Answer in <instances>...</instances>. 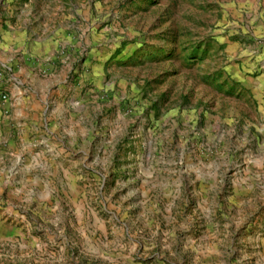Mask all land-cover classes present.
Instances as JSON below:
<instances>
[{"label":"rangeland","instance_id":"1","mask_svg":"<svg viewBox=\"0 0 264 264\" xmlns=\"http://www.w3.org/2000/svg\"><path fill=\"white\" fill-rule=\"evenodd\" d=\"M25 29L51 89L0 53V264H264V0H0Z\"/></svg>","mask_w":264,"mask_h":264},{"label":"crops","instance_id":"2","mask_svg":"<svg viewBox=\"0 0 264 264\" xmlns=\"http://www.w3.org/2000/svg\"><path fill=\"white\" fill-rule=\"evenodd\" d=\"M29 35L31 34H29V32L27 34L26 29L22 32L14 30L5 31L2 35L0 53L2 55L9 52L23 53L24 63L20 64L18 68L19 70L21 69L25 72L24 76H22V80H25L30 84L29 88L31 89L33 95V101L29 97V104L26 106L28 108H32L33 106L37 105V101L40 102L42 99H44V97L48 96L49 90L51 89L49 87V83L45 82V79L37 78L35 76L36 74L33 73V69L37 68L36 66L40 63V61H43L44 57L46 58V55L50 50V42L53 44V41L43 37L33 39ZM18 92L14 93V95H21V91ZM21 96L16 97L15 101L19 99L21 102Z\"/></svg>","mask_w":264,"mask_h":264},{"label":"built area","instance_id":"3","mask_svg":"<svg viewBox=\"0 0 264 264\" xmlns=\"http://www.w3.org/2000/svg\"><path fill=\"white\" fill-rule=\"evenodd\" d=\"M7 81L5 80L4 72L0 71V98L4 101L9 100V93L6 91Z\"/></svg>","mask_w":264,"mask_h":264}]
</instances>
